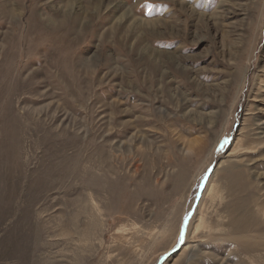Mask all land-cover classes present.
Returning a JSON list of instances; mask_svg holds the SVG:
<instances>
[{"label":"rangeland","instance_id":"rangeland-1","mask_svg":"<svg viewBox=\"0 0 264 264\" xmlns=\"http://www.w3.org/2000/svg\"><path fill=\"white\" fill-rule=\"evenodd\" d=\"M0 264H264V0H0Z\"/></svg>","mask_w":264,"mask_h":264}]
</instances>
